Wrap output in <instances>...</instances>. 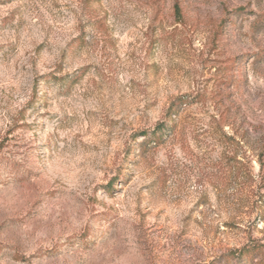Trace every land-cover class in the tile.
Listing matches in <instances>:
<instances>
[{"label":"rangeland","instance_id":"374dc122","mask_svg":"<svg viewBox=\"0 0 264 264\" xmlns=\"http://www.w3.org/2000/svg\"><path fill=\"white\" fill-rule=\"evenodd\" d=\"M0 147V264H264V0H0Z\"/></svg>","mask_w":264,"mask_h":264},{"label":"trees","instance_id":"16d2710c","mask_svg":"<svg viewBox=\"0 0 264 264\" xmlns=\"http://www.w3.org/2000/svg\"><path fill=\"white\" fill-rule=\"evenodd\" d=\"M175 12H176L177 15L180 16V12H181V11H180V8H179L178 5L175 6ZM178 100H179V102H180L181 105L186 104V100H185V99H183V98H179ZM178 100H177V101H178ZM176 106H177V105H176V102L171 104V106H170V108H169V110H168V113H167L168 116L176 115V111H177V110L175 109ZM162 126H163V124H160V125L158 126V129H157L156 131H158V130H159V131L162 130ZM156 131H154L153 134H155ZM144 136H145V135H144ZM0 151H1V147H0ZM231 255H232L233 257H236V258L241 259L242 261L246 262L247 257H248V256L251 257L252 252H251V251H246V247H244V248H242V249H240V250L234 252V253L231 254ZM231 255H229V257H231Z\"/></svg>","mask_w":264,"mask_h":264}]
</instances>
